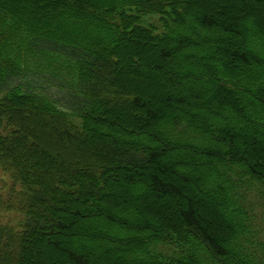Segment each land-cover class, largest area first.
<instances>
[{"label":"trees","instance_id":"obj_1","mask_svg":"<svg viewBox=\"0 0 264 264\" xmlns=\"http://www.w3.org/2000/svg\"><path fill=\"white\" fill-rule=\"evenodd\" d=\"M194 5L0 0V122L9 127L0 130V168L13 179L0 189V211L20 210L25 219L18 227L0 220V264L33 261L35 245L45 264L57 254L69 264H117L118 252L130 255L125 264H264V30ZM58 11L71 30L50 20ZM154 15L159 23L147 19ZM136 40L154 43L152 66L162 73L181 52L189 76L213 82L223 103L191 90V82L186 95L164 90L161 105L127 78L116 82L122 47L132 67L145 66ZM119 107L126 117L116 125ZM119 179L138 187L135 201L114 196ZM186 185L214 203L221 233L184 197ZM146 191L154 203L184 197L178 222L144 217L141 208L150 206L138 199ZM88 220L85 236L99 243L97 257L57 237L75 235Z\"/></svg>","mask_w":264,"mask_h":264},{"label":"rangeland","instance_id":"obj_2","mask_svg":"<svg viewBox=\"0 0 264 264\" xmlns=\"http://www.w3.org/2000/svg\"><path fill=\"white\" fill-rule=\"evenodd\" d=\"M95 1V0H94ZM194 5L197 12H202L204 10L207 11H214L218 14H221L224 18L228 20H233L239 22V24L248 29L252 26L251 23H255L256 27L260 30H264V3L260 2L259 0H189ZM22 11L25 13H29V9L26 7L25 1L22 2ZM60 11L55 12L51 14L50 20L56 21L57 23L64 24V20H66V17L60 16ZM149 21L159 23L158 16H151L147 18ZM64 27L67 30H71V28L68 25L64 24ZM249 30V29H248ZM230 38H233L232 35H228ZM218 37H222V34H218ZM132 48L135 51H141L144 55V61L145 66L139 68V67H132V65L128 61V50L125 47H122V57H123V63L117 64L116 67H114V70L116 71V74L114 76V79L116 82L119 83L117 75L121 76V78H127L129 81L130 87H135L138 90V93L142 98L144 97H150L155 99L160 105V99L164 98V94L162 93L164 90L168 92H173L174 94H181L186 95L187 88L186 85L188 83H193L196 88H192L191 90L199 93V94H207V95H213L218 98V103H223L224 96L216 91L215 85L213 82L208 83H201L199 78L194 77L191 78L189 76V71L187 68H185L183 62H182V53L178 52L173 57L172 60L168 63V70L166 73H162L159 71H156L153 68V63L155 60V55L157 54V48L154 46V43H148L147 41L142 40H136L134 41V44ZM203 50H206V47L203 48ZM196 64L195 62H193ZM182 64V66L180 65ZM164 78H169L175 80V84L177 86H174L172 83H168L165 81ZM174 83V81H173ZM262 99V98H260ZM196 102L197 100H193ZM124 109L117 108L115 109L114 116L112 118V122L114 124H120L123 119H125L126 115L124 113ZM134 114L138 117V119L142 120V122H146L148 127L153 128V125L150 123V118L148 116H144L142 110L140 108H134L133 109ZM193 112V111H192ZM194 113L201 118V120L208 121L212 125L214 124V119L208 118L200 113L199 110H194ZM243 124V123H242ZM236 127L239 126L238 123L235 124ZM9 127H6L3 123L0 122V130L1 131H7ZM242 139H244L243 136H240ZM246 140L249 141L250 137L246 136ZM174 159V158H173ZM171 156H166L163 158V162L166 165H172L174 163V160ZM174 165V164H173ZM151 170V167H149L148 171ZM13 186V179L6 173L3 172L0 168V189L3 190H9ZM18 189V184H16ZM138 188V187H137ZM137 188L136 185L133 184H124L121 179L116 182L114 187L112 188V191H114V196H127L130 200H134V195L137 194ZM185 195L184 197H191L193 200L196 201L197 206L199 209L202 210L205 219L211 224L212 227L216 229L218 233H221L225 229V222L223 219H221L220 215L216 211V208L214 206V203L211 201H206L204 199H201L195 190L191 188L189 185L184 186ZM144 198H139L138 203L140 204H147L150 206L149 209L147 208H141L142 214L144 217H159L160 219L170 222V223H177L179 220V210L181 206L186 205V200L184 197H169L166 201L161 203H154L149 199V192L146 191ZM135 201V200H134ZM0 220L2 222H7L12 225H16L17 227L19 225H22L25 222V219L23 217V212L20 210H1L0 211ZM68 220V219H66ZM92 221L88 220L86 222L80 223L76 226V232L75 235H69V236H63V234L59 233L57 234L58 240H62V243L64 245H67L77 251H83L87 250L90 254L94 255L95 257L98 256L100 253V245L99 243H90L87 241V237L85 236V233L87 232V227L92 226L90 225ZM56 237V238H57ZM112 241H114L112 239ZM41 243L42 241L38 242L37 244ZM51 243L43 247V251L47 255L50 253H53L51 248ZM36 246V245H35ZM31 246V250L34 255L33 261L26 262L24 264H45L43 260L39 259L38 255H36V252L38 251V247ZM38 246V245H37ZM34 251H36L34 253ZM54 256V255H53ZM113 260L117 264H125L126 261L130 260V255L127 253H115L112 255ZM54 259V258H53ZM51 260V259H50ZM49 264H69L64 256L56 255V258L54 260H51ZM98 264V263H94Z\"/></svg>","mask_w":264,"mask_h":264}]
</instances>
